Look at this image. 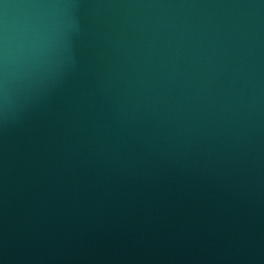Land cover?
I'll return each instance as SVG.
<instances>
[{
	"label": "water",
	"instance_id": "obj_1",
	"mask_svg": "<svg viewBox=\"0 0 264 264\" xmlns=\"http://www.w3.org/2000/svg\"><path fill=\"white\" fill-rule=\"evenodd\" d=\"M0 264H264V0H0Z\"/></svg>",
	"mask_w": 264,
	"mask_h": 264
}]
</instances>
